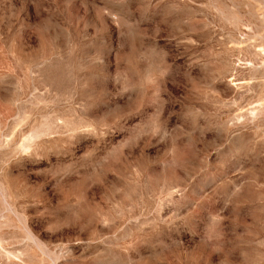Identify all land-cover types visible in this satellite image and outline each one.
<instances>
[{"label": "rangeland", "instance_id": "1", "mask_svg": "<svg viewBox=\"0 0 264 264\" xmlns=\"http://www.w3.org/2000/svg\"><path fill=\"white\" fill-rule=\"evenodd\" d=\"M0 264H264V0H0Z\"/></svg>", "mask_w": 264, "mask_h": 264}, {"label": "bare ground", "instance_id": "2", "mask_svg": "<svg viewBox=\"0 0 264 264\" xmlns=\"http://www.w3.org/2000/svg\"><path fill=\"white\" fill-rule=\"evenodd\" d=\"M20 147V146H19Z\"/></svg>", "mask_w": 264, "mask_h": 264}]
</instances>
